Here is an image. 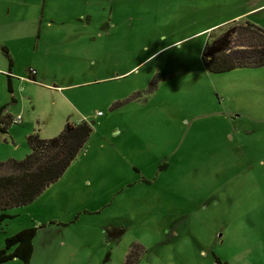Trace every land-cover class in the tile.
Instances as JSON below:
<instances>
[{
    "label": "rangeland",
    "instance_id": "374dc122",
    "mask_svg": "<svg viewBox=\"0 0 264 264\" xmlns=\"http://www.w3.org/2000/svg\"><path fill=\"white\" fill-rule=\"evenodd\" d=\"M231 20L264 28V0H0V109L22 118L0 162L92 127L52 189L0 211V249L36 227L30 264H264V65L201 54Z\"/></svg>",
    "mask_w": 264,
    "mask_h": 264
},
{
    "label": "trees",
    "instance_id": "16d2710c",
    "mask_svg": "<svg viewBox=\"0 0 264 264\" xmlns=\"http://www.w3.org/2000/svg\"><path fill=\"white\" fill-rule=\"evenodd\" d=\"M201 54L209 72L264 65V28L246 20H234L219 34L208 35ZM4 109H0V134L6 133L13 123ZM91 132L86 121L67 120L57 136L42 138L38 133H30L26 138L30 151L23 159L0 162V211L34 201L62 176ZM6 216L2 212L0 220ZM35 235L36 227L6 237L5 247L0 249V263L18 259L22 264H30ZM11 247L13 251H8Z\"/></svg>",
    "mask_w": 264,
    "mask_h": 264
},
{
    "label": "crops",
    "instance_id": "0c3cea01",
    "mask_svg": "<svg viewBox=\"0 0 264 264\" xmlns=\"http://www.w3.org/2000/svg\"><path fill=\"white\" fill-rule=\"evenodd\" d=\"M239 14V13H238ZM238 14H234V15H232V16H230V17H228V18H226V19H223V20H221V21H219V22H217V23H221V22H223V21H227V20H230V19H232V17H235V16H237ZM231 21H234V20H231ZM216 24V23H215ZM213 25V24H212ZM29 68V67H28ZM28 68H27V75H28ZM35 74V73H34ZM34 74L32 75V76H30V79L31 80H34ZM27 75H26V77H27ZM21 116V115H20ZM53 185H55V182L54 183H52V184H50L49 186H47L44 190H43V192L38 196V197H43L46 193H47V191H49V189L52 187L53 188ZM51 188V189H52ZM51 191V190H50ZM34 254H35V247L33 246V254H32V256H34ZM32 261H33V257H32Z\"/></svg>",
    "mask_w": 264,
    "mask_h": 264
},
{
    "label": "built area",
    "instance_id": "2783aa9c",
    "mask_svg": "<svg viewBox=\"0 0 264 264\" xmlns=\"http://www.w3.org/2000/svg\"><path fill=\"white\" fill-rule=\"evenodd\" d=\"M34 73H35V70L33 68L29 67L28 68L27 78L30 79V76H32ZM21 119H22L21 116L18 115L17 117H15V118L12 119V122H14V123H20L21 122Z\"/></svg>",
    "mask_w": 264,
    "mask_h": 264
}]
</instances>
